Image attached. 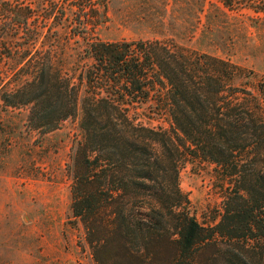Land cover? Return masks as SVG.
I'll return each mask as SVG.
<instances>
[{
	"label": "trees",
	"instance_id": "obj_1",
	"mask_svg": "<svg viewBox=\"0 0 264 264\" xmlns=\"http://www.w3.org/2000/svg\"><path fill=\"white\" fill-rule=\"evenodd\" d=\"M92 13L28 4L8 14L0 59L17 65L0 73V105L24 108L27 128L46 134L76 115L82 93L70 211L93 263L264 264V82L252 97L228 61L159 41L102 43L93 29L103 14ZM75 39L79 61L66 55ZM156 86L165 87L164 131L138 122L134 108ZM187 158L234 179L214 227L195 220L179 190Z\"/></svg>",
	"mask_w": 264,
	"mask_h": 264
},
{
	"label": "rangeland",
	"instance_id": "obj_2",
	"mask_svg": "<svg viewBox=\"0 0 264 264\" xmlns=\"http://www.w3.org/2000/svg\"><path fill=\"white\" fill-rule=\"evenodd\" d=\"M69 2L0 0V48L6 41V18L20 7L29 4L35 11L63 10L92 17L96 10L103 14L93 29L98 41H159L228 61L242 70L236 84L252 97L259 96L258 86L264 82V0H232L230 8L222 0ZM41 42L42 38L36 47ZM81 47L79 39L73 40L66 55L79 61ZM16 65L17 61L0 59L1 77ZM81 98L82 93L76 115L46 134L27 128L24 108L1 109L0 105V264H94L81 225L70 211L68 167L75 145L82 140ZM134 108L138 122L169 129L165 87L156 86L148 103ZM217 170L200 158L179 163V190L190 202L191 215L206 228L219 222L228 193L234 189V179Z\"/></svg>",
	"mask_w": 264,
	"mask_h": 264
}]
</instances>
